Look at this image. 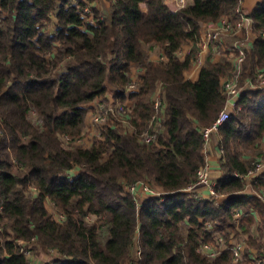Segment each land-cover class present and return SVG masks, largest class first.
<instances>
[{
	"label": "trees",
	"instance_id": "obj_1",
	"mask_svg": "<svg viewBox=\"0 0 264 264\" xmlns=\"http://www.w3.org/2000/svg\"><path fill=\"white\" fill-rule=\"evenodd\" d=\"M104 1L109 13L98 5ZM243 1L193 0L174 10L166 0H0V264H30L24 251L35 243L57 250L45 264H233L232 250L211 259L199 247L214 239L210 222L227 239L255 220L253 210L264 226V203L244 193L247 181L236 176L248 173L245 154L264 140V91L241 93L220 127L216 192L226 197L216 204L184 188L207 163L202 129L227 105L222 82L233 63L208 62L196 81L186 72L197 60L202 24L233 15ZM250 16L255 39L242 83L264 68V0ZM187 42L193 47L182 58ZM146 44L160 47L165 59H149ZM135 67L144 72L133 76ZM135 79L127 124L106 127L104 140L89 148L64 144L63 135L83 134L92 101L109 91L124 100ZM160 88L164 132L146 143L141 134ZM259 180L258 189L264 173ZM138 181L167 194L138 202L125 189ZM240 208L248 214L238 224ZM137 233L140 257L133 254Z\"/></svg>",
	"mask_w": 264,
	"mask_h": 264
},
{
	"label": "built area",
	"instance_id": "obj_2",
	"mask_svg": "<svg viewBox=\"0 0 264 264\" xmlns=\"http://www.w3.org/2000/svg\"><path fill=\"white\" fill-rule=\"evenodd\" d=\"M166 2L168 3L169 0H166ZM188 2L189 0H187V4L184 3L182 7L190 4V2ZM85 11L89 12L90 8L87 7ZM252 22V17H249L248 15L243 13L241 4L236 8V11L233 15L222 16L218 21L212 22L202 30L200 42L201 47L203 49L211 50L219 56H224L225 58H227V60H230L233 63L234 69L232 70L231 74L227 75L223 79L222 82L224 90L228 96L227 105L224 109L221 110L218 117L213 121L211 125L206 126L202 129L206 144L210 141L214 134H217L219 132L222 124H224L229 119L231 114L236 111L241 93L249 90H264V70H260L264 68L255 69L254 77L248 78L244 83L241 82L244 63L247 58V54L250 51L249 49L252 46V41L255 39V34L252 30ZM225 36H231L234 38L230 43H227L224 39ZM243 36H245V38ZM222 52L223 54H221ZM159 59L164 60L165 54H162ZM142 72H144L143 69H141L140 71H136V69H134L133 76L140 75ZM137 87V79L132 80L127 86V91L125 94L126 98L124 100L119 99V97H115L113 93L112 95L107 94L104 97L96 99L95 102L89 106V118L91 123L93 125L101 127H114L118 122L127 124L129 122V119L132 117L135 109V104L134 101L130 98V94L132 91L137 89ZM160 92L161 88L160 90H158V93L155 96V113L153 114V118L151 119L148 128L145 129L141 134L142 140L146 143L157 141L158 136L162 134L164 130V123L167 120L166 102ZM159 127L162 128L159 129ZM62 139L66 146L73 144V142L77 140H73L69 135H63ZM91 146L87 144L82 147L89 148ZM219 155L220 159L223 160V148L219 149ZM263 173L264 159L255 160L254 165L249 167L247 174H240L236 172V176H240L246 179L247 188L248 185L253 184L255 195L262 201H264V190L261 192V190L256 188L255 185H257V183H260L259 177ZM196 185L205 186L211 194L210 199L215 200L216 204H219L221 202L219 199L222 195H218L216 192L217 179L211 176L210 166L208 162L198 170L196 181L191 183L187 188H184V191L189 192L196 197L207 199L203 196L202 193L198 191L195 192L193 190ZM125 189L128 193L133 195L138 202H141L149 197H157L162 200L167 194L157 187L151 186L146 181H138L129 185L125 184ZM224 196L225 195H223V197ZM247 214V209H238L234 215L237 223L239 224ZM60 216L62 217L61 214ZM88 217L90 220L91 217ZM208 228L215 232L214 239L210 242H203L199 248L200 251L209 258L215 259L223 251L230 249L234 253L233 264H264V254L261 252L264 250V245L261 248L250 247L248 246L246 237L233 239L232 236L235 235V233L232 234L229 239H227L226 234H224V232L216 230L212 222L208 223ZM241 230L242 229H240L238 232L239 236H243V232ZM139 241L140 234L137 233L134 242V252L138 253L137 257H140L141 255ZM32 252L33 250L31 247L25 248L24 253L30 260V264H34V255L32 254ZM55 264H59V262H56ZM136 264H140L139 260L136 262Z\"/></svg>",
	"mask_w": 264,
	"mask_h": 264
},
{
	"label": "rangeland",
	"instance_id": "obj_3",
	"mask_svg": "<svg viewBox=\"0 0 264 264\" xmlns=\"http://www.w3.org/2000/svg\"><path fill=\"white\" fill-rule=\"evenodd\" d=\"M190 1H192V0H189V2ZM184 3L187 4V0H169V2H168V4H170L174 10L182 7V5ZM98 5L101 6L104 13H109L108 9L110 8V3L108 1L99 2ZM229 37L232 39L234 38L231 36H229ZM243 37L245 38V36H243ZM244 38H240V39H244ZM221 54H223V52ZM250 69L251 68H248V70H249L248 73L251 72ZM260 70H264V69H260ZM253 74L251 75L252 77H254ZM260 91H264V90H260ZM107 94L112 95V92L109 91ZM89 112L90 111L88 108L87 115H86V122L84 125V132L76 141L73 142L74 145L85 146V145L89 144V146H91L94 143H96V141L98 142V141L104 140L105 136L103 134V131L106 130V127L93 125L90 121V118H89ZM32 117H33L32 118L33 121L39 122V115H38V112L36 111V109L33 110ZM161 128L162 127H159V129H161ZM0 132H2L1 126H0ZM245 156L251 163L250 167L252 165H254L255 160L264 159V140L262 143H260L258 145L257 149H255L253 151H249L248 153L245 154ZM80 168H77L76 170H74L72 172V174L76 175V173H78L80 171ZM259 184L260 183H257V185H259ZM260 190L262 192L264 190V186L260 187ZM32 191H34V190L32 189ZM260 201H262V200L260 199ZM262 202L264 203V201H262ZM47 206L49 207L51 212L55 215V217H56V215L58 216L57 213H59V212H58L57 208L54 206L53 202L48 201ZM250 214L256 216V218L251 224L245 223L246 227L241 230L243 232V236H239L238 233L233 235V236L231 235V236L233 239H239L240 237H246L247 242H248V246L258 248L260 245L251 246L250 240L255 239L258 243L259 242L264 243V226H263V223L261 221L260 215L258 213H256L253 210V212H250ZM90 217H91V219L89 221H96V219H97L93 215H90ZM182 228L184 230H186L188 228L187 224L183 223ZM32 254L34 255V260H33L34 264H45L46 262L53 261L56 257H58V253H57L56 249H49L47 246H42L38 243L34 244ZM133 254H135V256H138L137 252H133Z\"/></svg>",
	"mask_w": 264,
	"mask_h": 264
},
{
	"label": "crops",
	"instance_id": "obj_4",
	"mask_svg": "<svg viewBox=\"0 0 264 264\" xmlns=\"http://www.w3.org/2000/svg\"><path fill=\"white\" fill-rule=\"evenodd\" d=\"M261 1H263V0H244L242 3L243 13L248 15L249 17H251L250 14L252 13L255 5ZM190 3H193V0L190 1ZM168 5L171 7L170 4H168ZM211 23L212 22L203 23L202 24V27H203L202 30L207 25H210ZM224 39L227 43H230L232 41V38H230L229 36H225ZM192 47H193V43L187 42L183 45V47L181 49H179L178 54L182 58H184L191 51ZM145 52H146L148 58L152 59V60H158L161 57V55L163 54L162 49L158 46L153 45V44H146L145 45ZM224 58H225L224 56H219V55L215 54L213 51L203 49L200 46V50L198 53L197 60L194 64V67L191 70L186 72L187 78H190L194 81L198 80L200 77L202 66L204 64H206L208 62H212V61L217 62V61H220ZM134 69H136V71L141 70V68H138V67H135ZM156 91H158V90H156ZM153 96H155V94ZM94 102H95V100L92 101V103L90 105H92ZM219 140H220L219 133L214 134L212 136V138L210 139V141L206 144V147H205L206 161L209 163L211 176L217 180L221 177V175L223 173L222 163H221L220 155H219ZM193 190L195 192L198 191V192L202 193L203 196L207 199H210V197H211L210 192L206 189L205 186L196 185ZM244 193L255 195V189H254L253 184L248 185V188L247 187L245 188ZM225 197H226V195L224 197L222 195L219 200L221 201Z\"/></svg>",
	"mask_w": 264,
	"mask_h": 264
}]
</instances>
